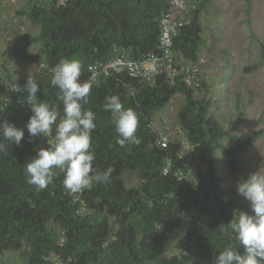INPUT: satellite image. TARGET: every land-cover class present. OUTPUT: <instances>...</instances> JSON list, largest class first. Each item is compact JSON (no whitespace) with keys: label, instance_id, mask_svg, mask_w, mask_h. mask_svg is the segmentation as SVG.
<instances>
[{"label":"trees","instance_id":"trees-1","mask_svg":"<svg viewBox=\"0 0 264 264\" xmlns=\"http://www.w3.org/2000/svg\"><path fill=\"white\" fill-rule=\"evenodd\" d=\"M26 6L23 15L40 31L26 36L28 44L38 46L37 53L28 48L22 53L36 64L32 76L40 87L38 97L57 105L63 116L59 90L50 85L59 60L78 59L84 82L92 81L89 65L109 62L116 57V48L139 61L160 55L161 19L170 0H67L64 4L28 0ZM203 9L201 2L192 8L190 22L174 37L173 51L180 65L201 59L206 43ZM261 45L264 54V42ZM42 62L47 66L41 68ZM203 72L199 86L166 73L152 81L127 72L92 81L84 107L96 113L93 166L110 179L81 192L86 210L76 200L78 193H66L59 170L54 184L45 190L37 192L26 183L25 163L48 147L54 134L29 141L25 127L29 117L8 104L0 120L24 128L25 136L19 146L13 143L7 154L0 153V264H5L1 254L7 250L24 252L27 264H213L219 251L234 244L222 226L234 210L249 211V204L238 196L226 198L221 184L225 177L219 175L216 158L227 162L229 176L236 175L241 169L239 157L264 131L240 134L223 126L210 113L209 95L223 86L222 80L205 79ZM27 78L8 70L2 81L17 87ZM13 92L10 88L4 93L1 87L0 105ZM177 94L185 99L178 114L183 138H171L162 147L153 121ZM111 95H118L125 108L139 114V144H117L111 113L103 108L105 97ZM158 118L164 125L165 118ZM127 172L137 173L138 185L126 182Z\"/></svg>","mask_w":264,"mask_h":264},{"label":"rangeland","instance_id":"rangeland-1","mask_svg":"<svg viewBox=\"0 0 264 264\" xmlns=\"http://www.w3.org/2000/svg\"><path fill=\"white\" fill-rule=\"evenodd\" d=\"M27 1L0 0V89L8 70L18 72L22 77L32 76L36 70V64L22 53V48L37 53L38 46L28 44L26 36L40 31L38 25L23 15ZM200 2L204 4L201 17L206 37L200 56L205 61L203 76L223 83L220 89L209 94L212 100L210 113L227 129L240 134L264 131V54L261 45L264 42V0H193L195 7ZM184 103V96L177 94L157 114L158 127L161 124L158 117L163 116L174 140L183 138L178 114ZM239 160L241 169L233 176H229L227 162L222 158H216V166L219 175L225 177L221 184L226 198L238 196L249 204L238 194L237 183L260 168L264 169V134ZM123 177L129 185L140 182L135 172H127ZM1 256L5 264H27L28 261L22 251L7 250Z\"/></svg>","mask_w":264,"mask_h":264},{"label":"clouds","instance_id":"clouds-1","mask_svg":"<svg viewBox=\"0 0 264 264\" xmlns=\"http://www.w3.org/2000/svg\"><path fill=\"white\" fill-rule=\"evenodd\" d=\"M81 70V62L74 58H61L52 69L50 85L59 90L63 116L57 105L38 97L40 87L35 77L29 75L23 88L15 89L27 93L20 103L26 104L32 113L25 125L29 137H53L54 134L47 142L48 147L40 148L24 165L26 183L35 186L37 192L54 184L57 170L64 175L62 184L69 195L109 182V175L97 172L93 166L92 133L96 130V113L84 105L89 102L94 83L81 82ZM8 104L9 100L0 105V113ZM103 108L111 113L117 144L125 147L140 143L136 135L140 117L134 109L125 108L118 95L105 97ZM24 136V128L16 127L7 119L0 120V153L7 154L8 146L13 143L19 146ZM237 192L249 202V211L234 210L231 220L222 226L229 231L234 244L219 251L213 264H264V169L241 178Z\"/></svg>","mask_w":264,"mask_h":264},{"label":"built area","instance_id":"built-area-1","mask_svg":"<svg viewBox=\"0 0 264 264\" xmlns=\"http://www.w3.org/2000/svg\"><path fill=\"white\" fill-rule=\"evenodd\" d=\"M66 1L67 0H60V3L64 4ZM194 7L193 0H170V9L161 19L162 30L159 43L161 54L152 55L145 61H139L130 57L126 51L116 48V57L111 59L109 62H96L89 65V71L92 74V81H97L98 77L101 75L122 72H127V74L132 77H141L145 80L152 81L153 76L160 73H166V75L172 79L179 77V79H182L188 85L199 86L202 78L201 74L204 70V59L201 58L200 61L195 64L180 65V62L177 61L173 51L174 37L179 33L180 29L184 27V25L190 22V12ZM46 66L47 65L44 62L40 64L41 68ZM25 83L26 82L20 84L19 87L22 89ZM1 87L4 93L10 88L14 90V95L5 99L6 102L9 100V105L18 109L20 108L28 117L32 115L30 108L26 104L21 105L20 103L21 100L26 98V92L15 91L17 87L14 85L12 86L9 81H2ZM167 124L168 123L165 120L164 125L160 124L159 127L161 128L158 127L162 147L168 146L171 141L170 127ZM153 125L156 127L159 123L154 120ZM37 137H29V141H35ZM184 143L186 147L189 146V143L186 140ZM170 164L171 161L168 160V165ZM167 171L168 167L165 168V172ZM76 200L80 202L82 210H86L87 203L81 197V192L78 193Z\"/></svg>","mask_w":264,"mask_h":264}]
</instances>
